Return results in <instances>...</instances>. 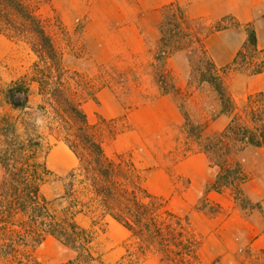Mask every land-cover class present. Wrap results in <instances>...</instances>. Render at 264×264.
I'll list each match as a JSON object with an SVG mask.
<instances>
[{"label": "trees", "instance_id": "trees-1", "mask_svg": "<svg viewBox=\"0 0 264 264\" xmlns=\"http://www.w3.org/2000/svg\"><path fill=\"white\" fill-rule=\"evenodd\" d=\"M171 7H175L178 23L187 25L184 12L178 6ZM225 19L213 29H228L223 25ZM0 35L23 41L36 58L29 73L4 89V103L12 111H24L28 108L30 85L35 83L44 103L38 108L44 109L45 104L51 108V123L77 160L67 175L62 195L47 199L41 187L51 172L39 156L40 137L34 129L30 132L24 118L8 114L0 117V264H38L34 252L49 237L73 252L66 264H106L95 241L97 228L103 232L101 224L107 217L122 225L137 242V248L126 251L115 264H124L125 260L132 264L138 252L150 246H155L169 264H201L197 255L200 242L189 220L165 210L159 198L142 189L139 171L130 158L106 155L101 135L64 88L61 54L35 9L24 0H0ZM246 53L251 58L258 54L254 30L248 32L229 65L218 68L207 58L209 76L200 79V84L212 87L223 112L235 109L223 75L264 72V61L253 68L243 67ZM201 54L207 56L203 46ZM246 103L252 122H263L264 98L253 94ZM258 103L263 105L260 110L253 107ZM184 120L189 122L187 116ZM49 129L53 130L52 126ZM237 144L241 146L236 148ZM246 145L264 147V126L250 129L232 118L215 135L212 146L220 150L215 158L209 153L211 145L203 149L218 168L213 190L234 187L235 197L240 195L239 186L246 177L234 154ZM80 217L88 224H81Z\"/></svg>", "mask_w": 264, "mask_h": 264}, {"label": "rangeland", "instance_id": "rangeland-1", "mask_svg": "<svg viewBox=\"0 0 264 264\" xmlns=\"http://www.w3.org/2000/svg\"><path fill=\"white\" fill-rule=\"evenodd\" d=\"M24 1L35 9L60 52L64 88L67 89L68 95L80 104L88 123L101 135L106 155L110 158H116L117 155L130 158L139 171L142 189L159 198L164 203L165 210L188 219L199 240L193 223L196 222V217L186 214L187 208L182 201L168 197L166 184L158 170L172 160L203 151L208 145H211L209 153L213 159L220 152L212 146L215 135L219 132L206 133L205 124H199L189 117L201 114L203 110L212 118L216 113V104L209 99L208 89L200 86V79L209 76L207 58L211 59L208 54L206 57L201 54L202 37L215 32L213 27L224 18L226 19L223 25L238 29L246 38L249 31L255 32L258 23L262 25L261 29L259 28L262 34L264 11L248 23H241L232 15L224 16L216 22H208L205 19L192 20L185 15L187 25H180L175 16V7L167 6L161 11L160 38L152 45L148 43L149 54L142 56L122 53L107 60L104 52L98 49V41L86 38L91 29L90 20L87 17H78L77 9L85 2L105 5L109 0ZM257 49L258 54L254 58L246 53L243 67L253 68L264 61V48ZM178 51L187 52L185 63L188 71H182L181 61L171 60L172 55ZM35 60L26 43L11 41L0 35V117L8 114L24 118L30 132H34V129L40 137L39 156L51 172L45 177L41 191L47 199L54 200L62 195L67 175L76 166L77 160L62 141L63 136L56 130L55 124L51 123V108L46 104L44 109L38 108L44 103L35 83L30 85L28 108L24 111H12L3 101L4 89L12 81L29 73ZM234 73L237 72L223 75L225 85ZM185 80H188L186 89H176ZM240 82V79H237L235 84L239 85ZM195 90L205 95L197 105L188 102V97ZM211 91L216 94L214 90ZM167 94L176 97L182 115L180 124L176 126L171 125L169 101L162 99ZM220 105L223 108V104ZM253 107L260 110L263 105L258 103ZM229 114L231 119L236 118L238 123L250 129L264 126V118L261 123L252 122L246 102L235 106ZM185 116L189 119L187 123ZM102 119L105 122H102ZM50 125L53 130L49 129ZM239 145L241 146L237 144L236 148H239ZM235 157L236 153L234 159ZM230 189L232 192L235 190L234 187ZM237 197L240 204L245 206L246 202L241 196ZM196 209L198 206L192 210ZM79 221L83 225L88 224L85 218L80 217ZM101 225L103 232L97 228L95 247L102 254L106 264L120 262L126 251L133 252L137 248L136 240L113 219L107 217ZM200 254L198 247L199 260ZM34 256L38 264H66L73 258V252L49 237L36 248ZM200 262L205 264L201 260ZM132 264L169 263L155 246H150L138 252V257Z\"/></svg>", "mask_w": 264, "mask_h": 264}, {"label": "crops", "instance_id": "crops-1", "mask_svg": "<svg viewBox=\"0 0 264 264\" xmlns=\"http://www.w3.org/2000/svg\"><path fill=\"white\" fill-rule=\"evenodd\" d=\"M170 5L180 7L192 20L205 19L208 22L232 15L241 23H248L264 11L263 0H109L105 5L85 2L78 7L77 14L90 20L91 29L86 38L97 40L98 49L108 60L122 53L149 54L148 43L152 45L160 38L161 11ZM261 27L258 23L255 28L258 48H264ZM245 41L246 35L236 28L210 32L202 37L208 56L218 68L229 65ZM186 53L178 51L171 59L181 61L182 71H188ZM237 79L241 81L239 85L235 84ZM187 83L185 80L176 89H186ZM200 86L208 89L209 99L215 101L216 113L212 118L203 110L201 114L189 117L205 124L206 133L220 132L229 124L231 115L222 111L212 87L204 83ZM226 90L236 107L253 94L264 98V72L257 75L234 73L226 83ZM203 96L195 90L188 102L197 105ZM162 99L170 103L171 125L180 124L182 115L176 97L167 94ZM235 158L246 177L239 186L245 206L240 204L230 187L221 191L211 188L218 168L211 164L208 154L203 151L172 160L158 170L166 184L168 197L182 201L187 208L186 214L196 217V222H192L196 224L194 230L200 241V260L205 264H264V147L243 146ZM196 206L198 209L192 210Z\"/></svg>", "mask_w": 264, "mask_h": 264}]
</instances>
